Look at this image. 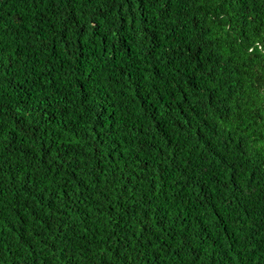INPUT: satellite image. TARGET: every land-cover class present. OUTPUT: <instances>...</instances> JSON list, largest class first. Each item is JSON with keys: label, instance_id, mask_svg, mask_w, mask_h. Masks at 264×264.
<instances>
[{"label": "trees", "instance_id": "trees-1", "mask_svg": "<svg viewBox=\"0 0 264 264\" xmlns=\"http://www.w3.org/2000/svg\"><path fill=\"white\" fill-rule=\"evenodd\" d=\"M0 264H264V0H0Z\"/></svg>", "mask_w": 264, "mask_h": 264}]
</instances>
